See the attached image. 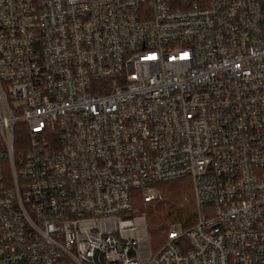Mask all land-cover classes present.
Segmentation results:
<instances>
[{
    "label": "built area",
    "instance_id": "built-area-1",
    "mask_svg": "<svg viewBox=\"0 0 264 264\" xmlns=\"http://www.w3.org/2000/svg\"><path fill=\"white\" fill-rule=\"evenodd\" d=\"M0 264H264V0H0Z\"/></svg>",
    "mask_w": 264,
    "mask_h": 264
},
{
    "label": "trees",
    "instance_id": "trees-1",
    "mask_svg": "<svg viewBox=\"0 0 264 264\" xmlns=\"http://www.w3.org/2000/svg\"><path fill=\"white\" fill-rule=\"evenodd\" d=\"M156 188L160 192V199L152 200L144 208L153 249L163 244L171 225L179 224L186 229L196 220L193 191L188 177L157 183Z\"/></svg>",
    "mask_w": 264,
    "mask_h": 264
},
{
    "label": "rangeland",
    "instance_id": "rangeland-1",
    "mask_svg": "<svg viewBox=\"0 0 264 264\" xmlns=\"http://www.w3.org/2000/svg\"><path fill=\"white\" fill-rule=\"evenodd\" d=\"M192 194H193V193H192ZM160 197H161V195H160V192H159V190H158V196H157V198L160 199ZM194 208H195V206H194ZM195 213H196V211H195Z\"/></svg>",
    "mask_w": 264,
    "mask_h": 264
}]
</instances>
